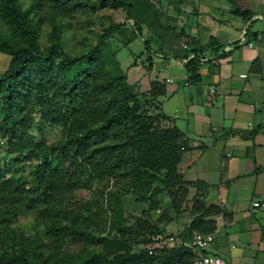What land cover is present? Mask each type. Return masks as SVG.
<instances>
[{
  "label": "trees",
  "instance_id": "obj_1",
  "mask_svg": "<svg viewBox=\"0 0 264 264\" xmlns=\"http://www.w3.org/2000/svg\"><path fill=\"white\" fill-rule=\"evenodd\" d=\"M229 1L234 15L250 19L251 11ZM104 9H120L124 21L101 25L93 42L79 48L74 34L65 40L75 15ZM164 17L170 18L152 0H0V53L9 57L0 72V264H190L193 234L216 230L224 208L206 205L198 191L187 226L175 239L165 234L194 185L178 170L193 147L160 111L164 79L141 89L128 82L116 58L140 37L144 51L133 66L150 71L159 53L185 60L186 83H197L203 64L230 52L212 39L204 48L179 44L177 51L184 31L175 33ZM116 33L121 39L113 48ZM256 37L249 28L243 33L246 44ZM207 49L213 57L204 61ZM48 128L59 129L54 141ZM138 189L136 201L147 207L125 214V196ZM159 194L169 207L153 219ZM25 218L24 227L16 225ZM167 237L174 239L169 247Z\"/></svg>",
  "mask_w": 264,
  "mask_h": 264
},
{
  "label": "crops",
  "instance_id": "obj_2",
  "mask_svg": "<svg viewBox=\"0 0 264 264\" xmlns=\"http://www.w3.org/2000/svg\"><path fill=\"white\" fill-rule=\"evenodd\" d=\"M238 8L241 11L248 10L252 12L248 21L245 22L242 17L234 15L231 10L230 13L235 19L231 18L228 20L231 23L227 27L221 24V20L217 17L208 18L209 20L202 21V24H207L210 28L211 26L213 27L212 30L208 29L207 35L203 36L202 40L200 39L198 30L195 29L192 23L188 22L185 18L181 21L182 26H180V29L184 31L179 39L181 46L185 43L190 48H204L210 39H212L224 45L223 51L230 52L225 57L215 58L210 64H205V66L203 64L200 69V73L203 76L201 81L197 83L188 82L187 85H184L187 82L184 62L177 59L181 64V67L177 69L178 73L173 75L167 74L163 78L164 81L166 78H171L173 82H165L166 84H175V86L167 89L165 84L166 94L164 96L176 94L180 85L184 87L187 91L184 92L183 90L178 96L180 103L176 104L173 108V118L177 119L182 116L185 128H191L190 134L194 138H212L213 140L212 145L209 146L204 142L198 143L197 139H190L193 149L183 153L181 162L178 165V170L182 173L183 178L186 181L194 182V188L200 192V197H203L206 205H223L220 194L218 202L216 200L206 202L211 189L227 188L232 181L235 182L246 177H253V195L250 199L247 212L240 220L232 221L234 212L230 211V222L226 223L221 221V217H216V230L212 235L215 238V234H218L220 231H225L227 234L225 228L228 226L230 234L242 240L246 248L256 246L259 249L257 254L250 260L240 261L241 258L238 259L239 257L236 258L230 255V250L237 248L233 242L225 247L221 244L216 247L212 245L211 250L209 249L207 252L220 256L225 260L226 264H254L259 256L264 259V219L253 216L250 213L251 201L253 199L264 200V138H261L262 141L254 142L257 136L264 137V121L257 126V133L253 140L248 139L247 136L254 130L252 128L253 124L250 121L244 123L243 106L240 103L242 91L245 90L244 87L247 84H244V87L241 89L240 86H237L238 83L236 81L248 78L244 71L247 67L249 70H252L255 66V71L259 72V56L261 53H264V29L254 30L253 22L256 20L264 22V1H260V6L251 4L250 6H238ZM176 10L179 9L176 8ZM244 24H247L245 28ZM186 28H188V32H186ZM246 28H249L250 32L257 35L255 40L249 39L250 46H247L245 39H243V33ZM238 40L240 41L239 47L233 48L231 44ZM152 49L154 50L153 47ZM204 54V61L213 57L209 49ZM157 55L162 58L164 57L158 53ZM167 57L170 58V56ZM211 64L218 66L216 71L209 70ZM179 79L180 82H178ZM205 79L208 80L207 83H205ZM147 88L148 86L145 89ZM210 89L214 90L212 94L210 93ZM236 95L237 99L235 98ZM249 107L253 111H256L255 105H249ZM176 127L187 136V132L180 129L177 125ZM210 149L222 150L224 152L222 154L223 165L218 164L215 156L212 160L208 157L207 153ZM234 157L236 159L231 163V159ZM229 163L237 168L238 173L236 175L226 179L225 176L217 178L215 174L211 173V168L217 169V166H221L219 169L223 167V170H226L230 166ZM255 168L262 169L256 172ZM180 230H177L176 233Z\"/></svg>",
  "mask_w": 264,
  "mask_h": 264
},
{
  "label": "rangeland",
  "instance_id": "obj_3",
  "mask_svg": "<svg viewBox=\"0 0 264 264\" xmlns=\"http://www.w3.org/2000/svg\"><path fill=\"white\" fill-rule=\"evenodd\" d=\"M152 1L154 3V6H158L159 4L163 6L166 15L170 16L169 19L165 17L162 19V23L164 25L170 24L171 26L172 25L175 26L176 28L174 29V32L176 33L181 30L180 29L181 28L180 26H182L181 21H183L185 18L186 20H188V22L193 24L195 29L198 30L201 40L203 36L207 35V31H209L208 29L212 30L213 27L211 26L210 28V26H207V24L203 25L202 21H205L208 18L211 19V17H215V18L217 17L218 19L221 20V24L227 27L231 23L228 20H230L231 18H233V20L235 19V17L232 16L230 13V10L232 9V4L229 0H179V1L161 0L159 4L156 2V0H152ZM234 1L237 6L242 7V6H250L251 4L254 6H260V1H264V0H234ZM176 8L179 10H176ZM194 9L196 10L194 11ZM225 19H227V21H225ZM123 21H124V13L120 9L119 10L104 9L98 11L97 14L95 15H90L86 13L77 14L71 20L73 29L71 32L68 31L65 34V40L70 42V36L74 34V39L72 43H76V45L74 44L75 47L79 48L80 42H87V41L93 42L95 36H97L101 32V25L107 27L110 23H119ZM208 23L210 22L208 21ZM263 23L264 22H261L260 20L254 21L253 29L254 30L264 29ZM246 26L247 24H244V28ZM186 29H187L186 32H188V28ZM113 38L114 39L111 40V46L114 48V46H117L116 41H118L119 43L121 37L118 33H116ZM180 43L181 41L177 40L178 46H176L175 48L177 51H180L179 48ZM246 45L248 46V44ZM152 47L154 48V51L158 52L157 45L152 44ZM143 51H144V46L142 39L140 37L134 38L128 45L119 48L116 58L119 63V67L121 71L127 75V79L129 83H133L137 87L141 89H145L147 86H149L150 81H153L155 79H163L167 74L173 75L178 73L177 69L181 67L180 61H177L169 57L162 58L159 57V55L157 54H154L151 57L153 67L150 71L146 69L143 66V64H137L136 66H133L132 65L133 59L139 56V54ZM140 58L142 60H145L146 55L143 54L141 55ZM8 60L9 57L7 55L0 53V72L7 67ZM258 67L257 69L259 70V72L249 70L248 67L244 69L245 75H247L248 77L246 80L236 79L237 80L236 82L238 83L237 86H240L241 89L242 87H244L243 86L244 84H247L244 87L245 90L242 91L240 103L243 106L242 108H243L244 123H246V121H250L253 124L252 127L253 129H257V126L261 124L262 121H264V53H261L259 56ZM205 80H206L205 83H207L208 80L207 79ZM178 82H180V79L178 80ZM174 86L175 84H166L167 89H169V87L173 88ZM183 90L184 92L187 91L184 87L180 85L178 87L176 94L159 97L158 100L160 102V111L166 116H168L170 120L174 124H176L180 129L187 132V136L190 137V139H197L198 143L204 142L207 145L211 146L213 143L212 138H208V139L194 138L190 134L191 128L190 127L185 128V124L183 123L182 116H180V118L177 119L173 118L172 116L173 108L175 107L176 104L180 103L178 96L181 94ZM237 95L235 97L236 99H237ZM249 105H255L256 111H253V109L250 108ZM45 132L47 134V138L49 141H54L55 139L58 138L59 129L57 128H48L45 130ZM261 138L264 137L257 136L254 139V142L262 141ZM221 151L222 150L210 149L207 155L211 160L215 156V159L218 161V164L223 165L224 162L222 159V154L224 152ZM235 159L236 157L231 159L232 160L231 163L234 162ZM230 166L226 170H223V167L219 169L221 166L220 167L217 166V169L211 168V173L215 174L217 178L225 176V178L228 179L229 177L234 176L238 173L236 167H233L232 165ZM253 187H254L253 177H246L245 179L235 182L232 181L230 185L227 186V188L220 187L217 189L216 188L211 189L210 195L208 196V198H206V202L208 201L210 202L211 200L213 201L216 200L218 202V198L220 194V198L223 201V205H219V206H222L224 208L225 213H222L217 217H221V221L224 223L230 222L229 212L233 211L234 216H232V221L233 220L237 221L240 220L241 217L244 216V214L247 212L250 199L253 195ZM141 191L142 189H138L137 191H135V194L131 193L125 196L124 206H123L125 214L139 215L142 209H145L147 207L146 203H140L136 201V197L141 194L140 193ZM196 193L198 194V190L194 188V185L188 189L187 199L182 206L181 214L175 219V221H173V223L166 225L165 234L171 235L175 239L176 231L187 226V224L193 218V211H192L193 210L192 206L194 203L193 197ZM158 198L160 202L159 210L152 211L151 215L153 219H156L157 216L161 214L163 210L169 207V201L165 197V195L159 194ZM26 220H27L26 218L22 219L16 225H19L20 227H24ZM168 226H172V227H168ZM225 230L227 231V234L225 231H220L218 234H215V238H214L215 240L212 245L216 247L221 244L222 246L225 247L232 242L235 243L234 245H236L237 248L235 250H230V255L236 258L239 257L238 259L241 258L240 261H244L246 259L250 260L252 257H254L257 254L259 249L256 246H251L249 248L248 247L246 248V245H244L242 240L230 234V230L228 229V226L225 228ZM174 239L172 238L170 239L169 237H167V240H165L163 244L169 247L174 241ZM254 264H264V259L259 256Z\"/></svg>",
  "mask_w": 264,
  "mask_h": 264
},
{
  "label": "built area",
  "instance_id": "obj_4",
  "mask_svg": "<svg viewBox=\"0 0 264 264\" xmlns=\"http://www.w3.org/2000/svg\"><path fill=\"white\" fill-rule=\"evenodd\" d=\"M251 43H248L250 46ZM187 44H182V47L187 48ZM192 55H189L187 58H191ZM185 61V60H183ZM166 82L171 83L173 80L171 78H166ZM184 85H187L185 82ZM214 92L213 89H210V93ZM0 139V143H1ZM250 213L253 216L261 217L264 219V200L261 199H253L251 201ZM214 242V236L212 234H202V233H194L190 245L192 247L193 252L196 254V257L190 262V264H226L225 260L220 256L212 253L203 254L202 251L209 250L212 247Z\"/></svg>",
  "mask_w": 264,
  "mask_h": 264
}]
</instances>
